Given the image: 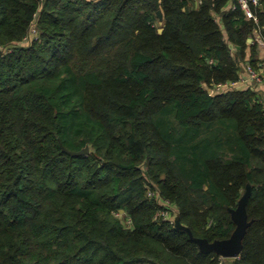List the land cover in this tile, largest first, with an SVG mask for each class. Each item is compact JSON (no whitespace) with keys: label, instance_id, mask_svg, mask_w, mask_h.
I'll use <instances>...</instances> for the list:
<instances>
[{"label":"trees","instance_id":"1","mask_svg":"<svg viewBox=\"0 0 264 264\" xmlns=\"http://www.w3.org/2000/svg\"><path fill=\"white\" fill-rule=\"evenodd\" d=\"M246 1L251 17L239 0H0V264H264V4ZM247 67L262 82L234 88ZM248 187L241 254L202 253Z\"/></svg>","mask_w":264,"mask_h":264},{"label":"water","instance_id":"2","mask_svg":"<svg viewBox=\"0 0 264 264\" xmlns=\"http://www.w3.org/2000/svg\"><path fill=\"white\" fill-rule=\"evenodd\" d=\"M158 17L161 20V13H158ZM162 29L159 30V33ZM88 148L83 149L80 152H70L71 156H80L86 154ZM249 187L247 188L245 194L240 199L238 203V208L235 211H231L232 219L236 224V229L229 239L214 241L209 243L205 239H195L196 243L199 245V249L204 254L215 253L218 257L223 259H236L241 254L242 251V240L245 236L246 229L248 227V219L246 214V204L245 200L249 194ZM121 213H123L121 211ZM174 228L180 230H186L179 222V216L176 215L174 221Z\"/></svg>","mask_w":264,"mask_h":264},{"label":"built area","instance_id":"3","mask_svg":"<svg viewBox=\"0 0 264 264\" xmlns=\"http://www.w3.org/2000/svg\"><path fill=\"white\" fill-rule=\"evenodd\" d=\"M239 2L241 4L242 9L246 12L247 16L251 17V13L249 12V9H248V4H247L248 2L246 0H239ZM251 3L256 6L258 5L259 2L258 0H251ZM32 34L35 35L36 32L33 30ZM247 74L249 78L255 83L260 84L262 82V79L259 76V74L252 71L249 67H247ZM224 87L222 88L219 87V89L222 90L224 89ZM147 197L156 198L158 205L160 206V210L158 211L156 215V219L162 222H168L170 225L174 227V221L176 217L175 215L176 212L173 214L174 207L168 201H164L163 199H161L157 191L147 189ZM117 217L121 218L122 217L121 213H119ZM220 259H223V258H220Z\"/></svg>","mask_w":264,"mask_h":264},{"label":"crops","instance_id":"4","mask_svg":"<svg viewBox=\"0 0 264 264\" xmlns=\"http://www.w3.org/2000/svg\"><path fill=\"white\" fill-rule=\"evenodd\" d=\"M264 4V0H263ZM232 6L229 4L227 5V9H230ZM254 40L258 43L259 46V59L263 61L264 65V42L260 38L258 33H254ZM253 41L251 39L248 40V43L251 44ZM249 55V54H248ZM261 72V71H260ZM236 89L239 90H247V89H255L257 88L255 85L253 86L252 80L249 78L248 74L246 72L243 73L240 81L233 86ZM259 95L264 101V86H260L257 88Z\"/></svg>","mask_w":264,"mask_h":264},{"label":"rangeland","instance_id":"5","mask_svg":"<svg viewBox=\"0 0 264 264\" xmlns=\"http://www.w3.org/2000/svg\"><path fill=\"white\" fill-rule=\"evenodd\" d=\"M246 192V191H245ZM245 192H244V194H245ZM243 194V195H244ZM174 212H173V214L176 212V210H175V208H174V210H173ZM123 213H121V215H122ZM175 215H176V213H175ZM222 261H224V260H227V259H221Z\"/></svg>","mask_w":264,"mask_h":264}]
</instances>
